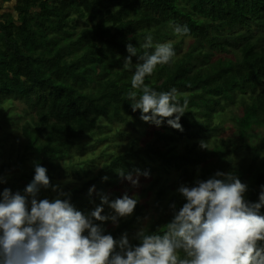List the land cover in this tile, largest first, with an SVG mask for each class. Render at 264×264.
I'll list each match as a JSON object with an SVG mask.
<instances>
[{
  "label": "trees",
  "instance_id": "obj_1",
  "mask_svg": "<svg viewBox=\"0 0 264 264\" xmlns=\"http://www.w3.org/2000/svg\"><path fill=\"white\" fill-rule=\"evenodd\" d=\"M174 25H187L190 31L177 37ZM149 34L154 44L171 42L180 55L158 65L145 83L157 91L176 88L181 103L188 100L180 121L183 131L169 126L167 120L159 127L147 123L152 135L142 151L129 146L105 161L97 176L80 178L66 192L72 205H86L92 184L103 181L115 187L121 170L124 178L129 173L134 176L133 156L140 152L159 163L145 164L147 171L160 167L177 171L188 186L217 171L234 172L248 186L246 198L258 202L264 185V0H0V77L23 75L21 96H16L34 116L35 126L29 121L24 129L37 163L47 168L55 184L54 170L78 174L77 163H89L69 162L86 131L97 130L102 139L112 130L128 136L125 126L112 129L115 120L101 121L99 112L120 104L118 119L141 120V112H134L127 99L129 91H136L131 77L140 61L133 56L131 70L123 68V61L129 55L128 43L143 54L140 45ZM219 51L227 55L212 61ZM198 85L199 92L179 89ZM6 99L0 90V105ZM221 99L244 108L243 114L231 110L218 114ZM227 125L241 139L244 154L236 160V149L222 136ZM253 132H258L259 140L254 141ZM202 142L208 147H202ZM211 151L215 157L207 161ZM65 160L68 165L62 167ZM158 177L156 211H151L147 198L135 214L120 218L132 244L139 242L129 233L137 230L142 219L151 217L150 223L144 222L149 223L143 226L147 231L162 230L174 218L171 206L175 204L178 211L186 203L170 194L173 187L168 178ZM29 184L24 182L25 187ZM5 188L20 192L18 183L7 180L0 183V192Z\"/></svg>",
  "mask_w": 264,
  "mask_h": 264
},
{
  "label": "clouds",
  "instance_id": "obj_2",
  "mask_svg": "<svg viewBox=\"0 0 264 264\" xmlns=\"http://www.w3.org/2000/svg\"><path fill=\"white\" fill-rule=\"evenodd\" d=\"M189 31L187 25L173 26L177 37ZM140 47L143 54L128 43L129 55L123 61L125 70L132 69L133 56L140 61L131 77L136 91L127 93L132 110H139L145 123L159 127L167 120L169 126L183 131L180 121L188 100L181 103L176 88L157 91L145 83L158 65L173 60V44H154L149 34ZM121 108L120 104L103 108L101 121L115 120L112 129L125 126L129 119H118ZM144 142L136 145L141 151ZM202 147L208 146L202 142ZM47 171L35 164L27 195L13 194L9 188L0 192V264H264V185L259 201L251 202L246 198L248 186L234 172L217 171L207 180H196L194 186L181 185L177 191L186 203L178 211L175 204L171 206L174 218L156 232L141 228L134 236L132 229L130 236L139 242L132 244L120 218L135 214L145 198L130 197L127 191L132 188L126 187L122 198L110 201L107 194L94 196L93 186L86 205L73 206L71 194L52 186ZM119 174L125 177L123 170ZM126 179L139 186V179H133L131 173ZM42 187H52L59 195L52 200L37 199ZM141 191L144 195L147 189L141 186ZM93 203L96 207L87 214L77 210H86ZM108 206L115 214L105 215Z\"/></svg>",
  "mask_w": 264,
  "mask_h": 264
},
{
  "label": "rangeland",
  "instance_id": "obj_3",
  "mask_svg": "<svg viewBox=\"0 0 264 264\" xmlns=\"http://www.w3.org/2000/svg\"><path fill=\"white\" fill-rule=\"evenodd\" d=\"M80 26V23H79ZM178 39H172L171 41H175ZM187 41H190L189 39ZM177 42V41H175ZM177 54V52H176ZM227 54L224 52H217V54L212 58L214 61L216 58L225 57ZM175 56H180L179 54ZM24 83L23 75L18 74L16 76L11 75L9 77L2 78L0 77V90L5 93L7 100L0 105V170H3L0 179L6 182L18 183L19 190L21 195H27L25 192L26 187L24 186V182L29 181L30 183L34 179V169L35 164L37 163V154L32 146L31 141L27 136V130L24 129L25 124L29 121H33L34 116L30 110H27V103L20 99L21 89ZM181 90L199 92L202 90L200 85L193 87L190 90H187L184 86L179 87ZM234 111L239 115H242L244 112V108L228 104L225 99H221L219 106V113H226L227 111ZM128 136L123 137L115 130H112L106 137L102 139V134L97 130L86 131L84 136L82 137L78 150L71 156L69 162H79L81 160H90L87 165L83 163H77L75 166L76 174L72 170H63L56 169L52 172V181L55 184H51L52 186H59V191L70 192V189L75 185L80 183V178L85 177H93L97 176L99 171H103V163L114 155L122 153V151L130 146V148H135L137 144L140 143L141 140H147L151 137L152 133L147 127V123L142 120H127L125 123ZM222 136L230 140L231 146H233L238 155L235 157V160L238 159L244 152L240 151V143L241 139L235 136L231 130L230 126H225ZM234 129V127H232ZM258 132H253L252 136L254 141L260 139L258 137ZM257 143V142H256ZM252 144H255L252 143ZM52 147V146H51ZM201 154H204L201 152ZM134 162V173L133 179H139V186H133L131 181L126 178H122L120 175V179L117 181L115 187L108 186L105 182H99L98 184L90 185V189L94 186L95 191L93 192L94 196H98L100 198L101 194H107L109 196V200H115L117 198H122L121 195H124L125 188H132V190L127 191V194L130 197L139 199L140 196L151 200V211H156V208L153 206L155 203V186L154 184L161 180L158 175L162 176L163 179L168 178V183L173 187V191L170 194H174L175 198L183 197L177 190L181 185H187L185 182H181L178 176L177 171L168 172V168L160 167L157 170L150 172L145 168V164H154L158 165L157 161L153 162L149 158L145 157L144 153H139L138 155L133 156ZM215 157L214 151H211L208 154V159ZM204 166L205 163H202ZM68 165V161H61V166L64 167ZM196 165V164H195ZM139 170V171H138ZM149 173L148 176L143 175V173ZM141 186H144L145 189L150 190L147 196L142 195ZM59 191H53L52 187L47 189L41 188L37 199H55L59 195ZM29 202L31 197H28ZM96 203L88 206L86 210L77 209L81 212L88 213L96 207ZM30 206V204H29ZM136 209V208H135ZM108 215H113L114 210L110 209ZM148 221L150 223L151 217H147L142 219L139 223H137V230L133 232V235L143 228V226H148L149 223H145ZM108 223H112L111 220L107 221Z\"/></svg>",
  "mask_w": 264,
  "mask_h": 264
},
{
  "label": "bare ground",
  "instance_id": "obj_4",
  "mask_svg": "<svg viewBox=\"0 0 264 264\" xmlns=\"http://www.w3.org/2000/svg\"><path fill=\"white\" fill-rule=\"evenodd\" d=\"M192 86H193V85H192ZM26 108H27V110H28V109H29V106H27ZM250 143H252V142H250Z\"/></svg>",
  "mask_w": 264,
  "mask_h": 264
},
{
  "label": "flooded vegetation",
  "instance_id": "obj_5",
  "mask_svg": "<svg viewBox=\"0 0 264 264\" xmlns=\"http://www.w3.org/2000/svg\"><path fill=\"white\" fill-rule=\"evenodd\" d=\"M6 100H7V99H6ZM6 100H5V101H6ZM5 101H4V102H5ZM1 105H2V104H1ZM80 202H81V200H80Z\"/></svg>",
  "mask_w": 264,
  "mask_h": 264
}]
</instances>
